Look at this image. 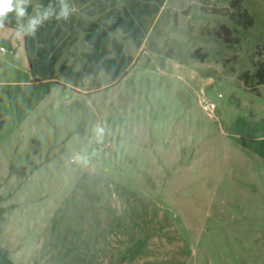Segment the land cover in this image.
<instances>
[{"label": "rangeland", "instance_id": "obj_1", "mask_svg": "<svg viewBox=\"0 0 264 264\" xmlns=\"http://www.w3.org/2000/svg\"><path fill=\"white\" fill-rule=\"evenodd\" d=\"M231 1L170 0L192 13L152 30L159 68L92 94L33 83L0 27V246L16 264H264V85L239 78L264 60V0H241L247 27L202 10ZM199 47L204 63L187 56Z\"/></svg>", "mask_w": 264, "mask_h": 264}, {"label": "trees", "instance_id": "obj_2", "mask_svg": "<svg viewBox=\"0 0 264 264\" xmlns=\"http://www.w3.org/2000/svg\"><path fill=\"white\" fill-rule=\"evenodd\" d=\"M82 1L84 3L89 4L87 6H95L96 4L99 6L98 10L101 11V14H104L105 17L113 15L116 11V1L117 0H77V2ZM129 6L128 9L124 12L123 17H119V22L115 24H111L106 26V28L99 26L93 22H89L92 27L86 30L87 31V42L91 47V52L87 55L88 59H92V55L96 53L100 58L101 62L99 67L96 70H93L91 65L84 67L82 71H73L72 67L67 64L63 63L60 65V71L65 77H70L72 83L82 88L84 87V78L87 75H90L92 71L98 73L102 69L105 70L110 75L112 84L123 72L125 71V67L119 69L118 72L115 74L113 71L115 70L114 67L118 66V59L110 60L106 58L108 47L110 45H119L122 49L123 44L120 41H117L112 38L109 34V31H116L122 30L125 33L126 39H131L135 46L140 48L146 38L147 29L146 27L140 23V17L142 16H155L161 6L163 5L164 0L160 2V4H154L148 2V0H125ZM50 0H40L38 8H35V5L31 3L28 7V14L29 16H33L36 14V11L42 10L41 6L46 7L49 4ZM230 5L232 6V12L222 8V9H210L213 14L225 15L229 16L230 20L234 24L241 25L243 27L251 26L253 21L247 15L246 12L242 9L241 0H232ZM112 7L111 11H108V8ZM115 8V9H114ZM206 9V6H204ZM108 11V12H107ZM106 12V13H105ZM92 13V12H91ZM123 15V12H122ZM27 17L25 18L26 21ZM62 20H56L55 18L46 21L34 35H26L22 31H20L26 39L27 45V54L29 56V60L32 64L33 74L39 75L38 79H34V82L41 83L44 80H52L56 77L57 69L55 65L60 60L61 56L64 54L65 48L76 42L75 35L72 37L64 38L63 29L60 27V23ZM126 23V24H124ZM77 27L79 26L81 29L84 28V25L81 22H77ZM123 25L129 26V29L124 28ZM5 26L10 28H17V20L14 15H9L8 19L5 21ZM85 29V28H84ZM214 35L221 41L225 42L226 44H238L240 43V39L234 36L233 28L229 27L226 24H220L215 30ZM62 40V41H61ZM59 42L60 46H59ZM55 54L54 58H51L47 62V57L53 53ZM93 52V54H92ZM122 58L125 59L126 65L133 62V58L125 57L123 52L120 50L118 52ZM256 55H262V52H256L253 55L252 63L255 66V72L246 71L240 75V80L243 81L244 85L251 91H258V86L264 85V60H255ZM33 57H36L38 60L37 62L33 61ZM191 58L197 59L201 62H205L208 58V53L203 52L202 49H197L191 54ZM51 68H49V67ZM48 67V68H46ZM97 74H95L96 76ZM102 84L96 85V89L102 88ZM3 198L0 196V235L2 233V222L4 220V215L6 213V209L1 206V202ZM0 264H16L10 257L9 253L5 251L0 246Z\"/></svg>", "mask_w": 264, "mask_h": 264}, {"label": "crops", "instance_id": "obj_3", "mask_svg": "<svg viewBox=\"0 0 264 264\" xmlns=\"http://www.w3.org/2000/svg\"><path fill=\"white\" fill-rule=\"evenodd\" d=\"M161 1L162 0H148V2L154 3V4H160ZM32 3L35 5V8H38L40 0H32ZM68 3L72 6L73 12H72L71 17L68 20H62L61 21L60 27L63 29V32L65 33L63 39L68 38L70 36L72 37L73 35H75L74 38L76 37V42L68 45L65 48L64 54L61 56L60 60L55 65V68L57 69L55 79L44 80L41 83L34 82V79H38L39 75L35 76L33 74L32 64H31V62L29 60V56L27 54V45H26L25 36L20 31H18V29H15V28H11V29H15L18 31V34L20 36L19 43L21 45L23 44L25 47L26 55H27L28 62L30 65V69H31V72L33 74V83L53 84V85L64 86L66 83L61 81V79L58 76V74H60L63 78L70 80V84L67 83V85H69V86H66V87L68 89L74 91L75 93H78V94H84V93L92 94V93H96V92H99V91H102V90H105L108 88H114L115 86H117L120 83V81L123 80V78L128 76L137 67V65L140 62H142L143 60L146 64L151 63L150 65H152L153 67L159 68V64H158V61L156 59V56L152 53L150 54V53L146 52L147 46L151 40L152 30L162 20L165 13L167 14V16L169 18H171L174 15L175 23L178 22L179 13H182V14L186 15L187 17H190V15L192 13L191 7H183V6H179L177 4L172 5L170 0H164L163 5L161 6L159 12L155 16L145 15V16L140 17V23L146 27L147 35H146V38H145V40H144V42L140 48L135 46L137 48V51L130 50L128 52L126 50V42L132 41V40L126 39L125 33L122 30H116V31H109L108 30L109 34L112 36L113 39L122 42L123 48L121 49L119 47V45H116V44L110 45L108 47L106 58L110 59V60L118 59L119 63H118L117 67H114L115 68V70L113 71L114 74L116 72H118L119 69H122L123 67H125V71L123 72V74H121V76H119V78H117V80H115L110 85H109V83L111 82L110 75L105 70L102 69L98 73H95V71H92V73L90 75L85 76V78L83 80L85 86L82 88H79L72 83L70 77H65L61 73L60 65L63 63H67L72 67L73 71H82L84 67L91 65L92 66L91 68L93 70H96V68L99 67L100 62H101V58L97 55L100 52L96 53V54H95V52H94V54L92 52L93 57L90 60L88 59V56H87L91 52V47H90L89 43L87 42V35L88 34L86 31V30H91L89 28L92 27V25L89 22H93L95 24H98L101 27L106 28V26H108V25L115 24L116 22H119V19H120L119 17L124 16V12L126 11V9L129 8V6L125 0H117L116 6H115L117 12H115L113 15L111 14L110 16L105 17L104 14H101V11L98 10L99 6L97 4L95 6H93V5L87 6L89 4V2L88 3H84L82 1L77 2V0H68ZM204 6H206V5L203 4V6H202L203 12H205V13L211 12L210 9L208 8V6H206V9H204ZM111 10H112V7H109L108 11H111ZM122 12H123V15H122ZM78 21L84 25L85 29L84 28L81 29L79 26L77 27L76 24ZM150 21H152V22L150 23ZM124 24H126V23H124ZM123 26H124V28L129 29V26H127V25H123ZM8 28H10V27H8ZM60 43L61 42H59V46H60ZM133 44H134V42H133ZM7 49H9L10 51L12 50L11 48H7ZM197 49H202V51L205 52L202 47L193 48L189 52H187L188 58H190L191 60H194V61L197 60V59L191 58V54ZM120 50L123 52L125 57L133 58L134 59L133 62L126 65L125 59L122 58L120 56V54L118 53ZM162 55H165V57L169 59V60L165 61L166 64H175V66H174L175 69H183L184 68L182 64L174 62V59L177 58V52L174 48H168L167 50L162 52ZM54 57H55V54L53 52L47 57V62L51 58H54ZM32 59L34 62H37V60H38L36 57H33ZM197 61H199V60H197ZM48 67H46V68H48ZM95 74H97V75L95 76ZM98 84H102L103 87L96 89L95 87Z\"/></svg>", "mask_w": 264, "mask_h": 264}, {"label": "clouds", "instance_id": "obj_4", "mask_svg": "<svg viewBox=\"0 0 264 264\" xmlns=\"http://www.w3.org/2000/svg\"><path fill=\"white\" fill-rule=\"evenodd\" d=\"M31 0H0V27L5 26V21L9 15H14L17 20L18 31L26 35H34L38 29L48 20H68L73 12L68 0H50L49 4L36 14L29 16L28 7ZM27 17L26 21L25 18ZM98 134H102L103 129L98 128Z\"/></svg>", "mask_w": 264, "mask_h": 264}, {"label": "built area", "instance_id": "obj_5", "mask_svg": "<svg viewBox=\"0 0 264 264\" xmlns=\"http://www.w3.org/2000/svg\"><path fill=\"white\" fill-rule=\"evenodd\" d=\"M13 53V51H10L9 49H7V47L5 46H0V53L5 55L7 53ZM220 97H222V95H220ZM207 107L210 108L211 110H215L217 108L216 104L213 102H210L207 104Z\"/></svg>", "mask_w": 264, "mask_h": 264}]
</instances>
